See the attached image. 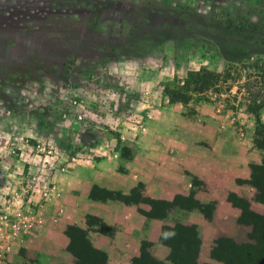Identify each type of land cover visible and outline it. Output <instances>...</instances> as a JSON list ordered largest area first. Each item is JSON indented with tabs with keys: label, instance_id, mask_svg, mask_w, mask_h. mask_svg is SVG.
<instances>
[{
	"label": "rangeland",
	"instance_id": "rangeland-1",
	"mask_svg": "<svg viewBox=\"0 0 264 264\" xmlns=\"http://www.w3.org/2000/svg\"><path fill=\"white\" fill-rule=\"evenodd\" d=\"M109 1L0 0V8L52 7L48 15L31 14L40 28L104 39L87 43L93 52L81 59L60 61L32 88L0 92V261L16 254L14 264H36L44 203L53 200L56 218L55 188L77 166L111 155L123 170L142 148L159 149L198 186L189 171L209 166L212 135L253 132L254 144L264 133L254 117L264 103V0H117L108 26L94 29L103 14L95 4ZM14 23L28 25L25 17ZM190 71L209 87L174 101L165 89L182 85ZM136 190L132 197L143 199ZM238 199L246 216H264ZM248 239L239 244L256 249Z\"/></svg>",
	"mask_w": 264,
	"mask_h": 264
},
{
	"label": "crops",
	"instance_id": "crops-1",
	"mask_svg": "<svg viewBox=\"0 0 264 264\" xmlns=\"http://www.w3.org/2000/svg\"><path fill=\"white\" fill-rule=\"evenodd\" d=\"M117 3L110 0L106 5L95 4L103 14L96 17L94 29L108 26ZM85 9L89 15L91 7ZM52 10L50 6L29 4L0 8V92H6V88L26 91L43 76L53 75L60 61L81 59L82 53L93 52V46L87 43L103 42L102 37L86 39L89 37L80 29H43L33 24L31 14L48 15ZM19 17H25L28 25L14 23ZM87 25L85 18L82 28ZM66 40L84 44L76 51H67ZM259 119L264 123V106ZM252 133L248 138L234 132L212 135L209 166L189 171L200 181L198 186L180 166L166 164L159 149L155 154L153 149L142 148L124 163L123 170L111 155L92 165L75 167L55 188L60 187L61 193L56 218L51 214L53 200L44 203L45 225L36 264H101V260L102 264H145L139 261L143 243L153 258L172 264L168 260L170 241L163 239V229L177 225L194 226L200 241L197 264L211 261L210 250L220 236L247 242L251 226L239 222L242 208L231 197L243 198L253 210L264 213V204L255 200L256 189L248 182L251 165L264 160V150L255 147ZM137 187L141 200L132 197ZM101 190L120 192L126 198L101 196ZM72 226L84 233L95 250L93 261L67 232ZM11 257L9 263L0 264L16 263V254Z\"/></svg>",
	"mask_w": 264,
	"mask_h": 264
},
{
	"label": "trees",
	"instance_id": "trees-1",
	"mask_svg": "<svg viewBox=\"0 0 264 264\" xmlns=\"http://www.w3.org/2000/svg\"><path fill=\"white\" fill-rule=\"evenodd\" d=\"M246 66L249 67V65ZM254 67L256 66L254 65ZM263 67L264 66H261V68ZM182 82V85H173V87L167 88L165 89L166 91H164L165 93H168L169 97L174 101L177 100V98H188L191 96L192 92L200 93L209 87L208 83L204 80H200L197 76V72L193 71H190L188 78L184 79ZM263 106L264 103H261V105H258L255 108H262ZM254 117L256 125L262 124L264 126V123L260 122L259 112H257ZM255 135L258 136L254 139L255 147L264 150V133L257 132ZM248 182L256 189L255 200L264 204V160L261 164L251 165V177ZM91 195H94V190H92ZM101 196L121 199L126 198L120 192L106 190L102 191ZM231 199L235 203L237 200H239L238 202L242 201L234 196L231 197ZM242 204L246 208H249V202L246 200H244ZM89 219L92 218L89 217ZM239 222L251 226L248 237L254 241L256 249H252L248 246L245 247L230 237L221 236L215 240V244L210 251V258L222 264H264V216L255 213L246 216L242 211V214L239 217ZM67 232L74 237L76 242L75 245L82 249L83 252L86 251L85 253H88L93 261L96 252L90 247L84 233L73 226L67 228ZM166 233H174V235L165 239ZM163 239L170 241L169 244L171 246V251L168 260L172 264H197L200 241L197 237V232L194 226L177 225L173 228L167 227L163 229ZM147 246L146 243H143L139 261L145 264H163L162 261L156 260L146 251ZM100 263L102 264L103 260H101ZM91 264L96 263L92 262ZM204 264L213 263L209 262Z\"/></svg>",
	"mask_w": 264,
	"mask_h": 264
},
{
	"label": "clouds",
	"instance_id": "clouds-1",
	"mask_svg": "<svg viewBox=\"0 0 264 264\" xmlns=\"http://www.w3.org/2000/svg\"><path fill=\"white\" fill-rule=\"evenodd\" d=\"M173 235H174V233H171V234L166 233V234H165V239L170 238V237L173 236Z\"/></svg>",
	"mask_w": 264,
	"mask_h": 264
}]
</instances>
